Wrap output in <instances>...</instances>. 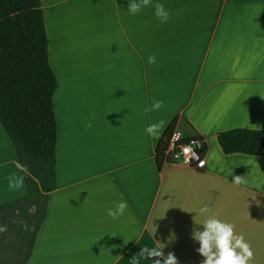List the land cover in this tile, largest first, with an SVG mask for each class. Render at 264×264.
<instances>
[{
	"label": "crops",
	"instance_id": "1",
	"mask_svg": "<svg viewBox=\"0 0 264 264\" xmlns=\"http://www.w3.org/2000/svg\"><path fill=\"white\" fill-rule=\"evenodd\" d=\"M129 2L41 0L58 188L28 264H151L143 248L202 264L192 233L203 231L205 207L249 244V264H264V156L225 155L218 144L223 131L264 130V0H150L135 15ZM180 117L208 145L204 169L158 168V144ZM27 194L0 122V204ZM122 200L124 215L109 217Z\"/></svg>",
	"mask_w": 264,
	"mask_h": 264
},
{
	"label": "trees",
	"instance_id": "2",
	"mask_svg": "<svg viewBox=\"0 0 264 264\" xmlns=\"http://www.w3.org/2000/svg\"><path fill=\"white\" fill-rule=\"evenodd\" d=\"M56 89L41 0H0V122L14 146L28 191L26 197L0 204V226L6 229L0 232V264L29 263L47 219L50 194L58 188ZM179 127L203 143V154L208 151L188 121L177 118L157 147L160 170ZM218 144L225 155L264 156V130L223 131Z\"/></svg>",
	"mask_w": 264,
	"mask_h": 264
},
{
	"label": "clouds",
	"instance_id": "3",
	"mask_svg": "<svg viewBox=\"0 0 264 264\" xmlns=\"http://www.w3.org/2000/svg\"><path fill=\"white\" fill-rule=\"evenodd\" d=\"M150 0H130L128 12L132 15L140 12L142 7L148 6ZM155 16L161 23H167L169 20V11L164 5L156 2L154 4ZM148 62L155 63V57L149 56ZM163 102L156 100L152 104L153 110H158L162 107ZM91 125L89 124L88 127ZM158 125L152 124L145 128V131L151 134ZM234 183L240 184L242 178L239 176L233 177ZM22 181L15 178L9 179L8 187L10 189H18L21 187ZM260 185H257L259 188ZM128 205L126 201H120L114 209H108L107 215L113 219L123 216ZM200 214L206 215L207 218L202 223L203 231L193 229L192 239L198 242L199 248L197 252L204 258L202 264H249L253 258V252L242 236L234 234V225L217 219L214 215L209 214L207 207L200 210ZM23 227L27 228L24 224ZM6 229L0 226V232ZM174 235L171 239H174ZM141 257L151 259V264H178L174 253L169 252L164 256L161 248H143L140 251Z\"/></svg>",
	"mask_w": 264,
	"mask_h": 264
},
{
	"label": "built area",
	"instance_id": "4",
	"mask_svg": "<svg viewBox=\"0 0 264 264\" xmlns=\"http://www.w3.org/2000/svg\"><path fill=\"white\" fill-rule=\"evenodd\" d=\"M185 138L183 131L176 129L169 141L166 151V162L193 169L206 167V155L202 153L203 143Z\"/></svg>",
	"mask_w": 264,
	"mask_h": 264
}]
</instances>
